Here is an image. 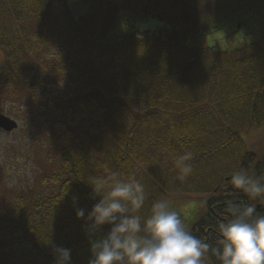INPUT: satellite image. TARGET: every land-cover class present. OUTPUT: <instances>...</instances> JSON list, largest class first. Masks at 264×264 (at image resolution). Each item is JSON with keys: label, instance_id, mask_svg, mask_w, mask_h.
<instances>
[{"label": "trees", "instance_id": "1", "mask_svg": "<svg viewBox=\"0 0 264 264\" xmlns=\"http://www.w3.org/2000/svg\"><path fill=\"white\" fill-rule=\"evenodd\" d=\"M67 1L0 0V102L22 101L46 115L50 131L63 139L48 172L12 193L0 213V264H54L53 246L72 253L105 236L109 225L89 234L86 217L99 199L90 197L89 183L112 173L144 185V205L133 213L142 221L168 195H203L204 211L189 232L222 247L219 224L231 218L230 204L264 214V196L250 199L231 184L237 171L264 182V149L247 152L241 140L264 124V33L220 53L185 49L174 29L163 40L139 33L102 43L124 3L150 0H94L96 7L77 19ZM220 5L190 10L191 29H205ZM31 22L44 31L20 25ZM50 45L60 56L51 68L40 61ZM186 151L193 153V172L180 181L175 160ZM78 208L85 218H77ZM202 264L221 262L209 249Z\"/></svg>", "mask_w": 264, "mask_h": 264}, {"label": "rangeland", "instance_id": "2", "mask_svg": "<svg viewBox=\"0 0 264 264\" xmlns=\"http://www.w3.org/2000/svg\"><path fill=\"white\" fill-rule=\"evenodd\" d=\"M67 4L72 16L77 19L94 9L97 2L68 0ZM217 4H221L217 9L218 18L205 22L207 24L205 29L192 30L191 24L180 23L186 22L185 17L190 10L203 5ZM142 5L148 7L144 14ZM106 7H109V3ZM116 16L118 20L114 21L110 32L100 38L102 43H116L128 37H137L139 33L156 35L163 40L167 37L164 32L170 31L171 28L178 33L177 42L185 49H211L215 53H220L231 52L253 44L264 33V0H150L143 4L140 2L138 5L127 2L116 12ZM20 25L30 31H44L43 26L36 22ZM48 50L47 54L40 53V61L52 63L49 66L51 68L60 56L55 57L56 51L51 45L48 46ZM3 58L4 55L0 50V64ZM33 63L37 65L36 62L33 61ZM34 71V69L31 70L30 77ZM51 72L50 69L43 70L46 77L51 75ZM51 76L57 82L60 80L59 75L52 74ZM58 87L62 89L63 86ZM0 115L18 124L13 134L0 130V172L3 169L18 170L15 175L9 173L2 176L0 174L1 213L10 204L12 193L30 187L40 175L48 172L51 167L50 160L57 155L63 139L56 132L50 131L46 115L36 116L33 110L30 112L26 109L22 101H1ZM241 140L247 152L258 153L264 149V124L242 136ZM168 196L170 208L180 214L184 226L190 231L204 211L200 201L203 195ZM102 237L104 236H98L93 241ZM91 243L72 252L70 264H89L92 258Z\"/></svg>", "mask_w": 264, "mask_h": 264}, {"label": "clouds", "instance_id": "3", "mask_svg": "<svg viewBox=\"0 0 264 264\" xmlns=\"http://www.w3.org/2000/svg\"><path fill=\"white\" fill-rule=\"evenodd\" d=\"M192 159L190 151L176 158L177 180L184 181L192 174L193 167L188 163ZM89 184L90 197L99 198L86 217L89 234L110 226L104 237L91 243L89 264H202L209 249L221 264H264V214L257 215L253 205L228 206L231 218L219 224L222 247H213L186 229L167 200L154 202L151 214L143 221L133 214L145 201V188L139 181L122 180L112 173L106 179L92 177ZM231 184L250 199L264 196V182L244 171L234 172ZM76 216L85 218L84 209L78 208ZM52 252L55 264H70L69 249L53 246Z\"/></svg>", "mask_w": 264, "mask_h": 264}, {"label": "water", "instance_id": "4", "mask_svg": "<svg viewBox=\"0 0 264 264\" xmlns=\"http://www.w3.org/2000/svg\"><path fill=\"white\" fill-rule=\"evenodd\" d=\"M18 127V124L4 115H0V130L4 133H11L15 131Z\"/></svg>", "mask_w": 264, "mask_h": 264}, {"label": "flooded vegetation", "instance_id": "5", "mask_svg": "<svg viewBox=\"0 0 264 264\" xmlns=\"http://www.w3.org/2000/svg\"><path fill=\"white\" fill-rule=\"evenodd\" d=\"M156 5V4H155ZM166 12V11H165ZM192 18L190 17V14H188V15H186V17H185V21H186V23H189V24H191V20ZM170 30H171V28H170ZM175 30V29H174Z\"/></svg>", "mask_w": 264, "mask_h": 264}]
</instances>
